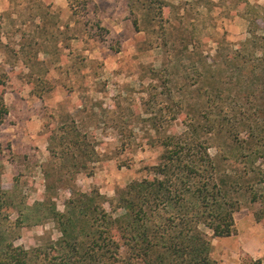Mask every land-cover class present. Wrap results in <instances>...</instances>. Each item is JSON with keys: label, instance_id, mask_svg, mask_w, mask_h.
Here are the masks:
<instances>
[{"label": "rangeland", "instance_id": "rangeland-1", "mask_svg": "<svg viewBox=\"0 0 264 264\" xmlns=\"http://www.w3.org/2000/svg\"><path fill=\"white\" fill-rule=\"evenodd\" d=\"M161 1L148 8L149 0H0V96L8 110L0 125V225L15 245L55 240L51 205L63 211L73 189L97 190L109 210L118 189L158 162L160 138L182 129L172 113L197 108V90L216 85L208 75L217 46L264 27V0H246L255 11L243 0ZM223 107L229 114L228 102ZM72 122L93 147L95 161L84 169L53 155L62 151L60 127ZM67 169L76 171L71 180ZM239 200L236 232L216 239L211 264L264 257V244L259 254L233 257L264 242V223L253 218L258 204L246 193Z\"/></svg>", "mask_w": 264, "mask_h": 264}, {"label": "trees", "instance_id": "trees-1", "mask_svg": "<svg viewBox=\"0 0 264 264\" xmlns=\"http://www.w3.org/2000/svg\"><path fill=\"white\" fill-rule=\"evenodd\" d=\"M227 43L213 55L208 80L216 85L197 90V108L172 113L182 129L160 138L162 153L145 176L118 189L109 210L97 190H71L63 211L51 205L59 236L45 245H15L0 225V264H211L210 237L235 234L240 193L258 204L253 218L264 223V27ZM7 111L0 96V125ZM60 131L62 151L54 156L78 170L95 161L73 122ZM66 172L68 180L76 174ZM263 260L248 256L240 264Z\"/></svg>", "mask_w": 264, "mask_h": 264}, {"label": "crops", "instance_id": "crops-1", "mask_svg": "<svg viewBox=\"0 0 264 264\" xmlns=\"http://www.w3.org/2000/svg\"><path fill=\"white\" fill-rule=\"evenodd\" d=\"M234 220H235V225H237L238 224V219H236V217H234ZM250 222L253 224V219H250ZM236 227V226H235ZM236 229V228H235ZM218 237H216V238H214V241H212V243H211V247L215 244V242H216V239H217ZM260 244H264V242H262V243H259V242H256V241H251V243H250V245H249V247H247V246H244V245H242V247H241V249H240V251H239V253H237V252H233V257L235 258V259H239V256H240V253H242V252H247V253H249V255H255V254H259L258 253V247H259V245ZM215 253V252H214ZM217 253H219L218 254V257H220V259L221 260H226V261H228V259H227V256L225 255V253H223L222 251L220 252H217ZM213 254V253H212ZM213 256H214V254H213ZM215 257V256H214ZM213 257V258H214ZM215 260V259H214ZM236 262H231V264H235Z\"/></svg>", "mask_w": 264, "mask_h": 264}]
</instances>
